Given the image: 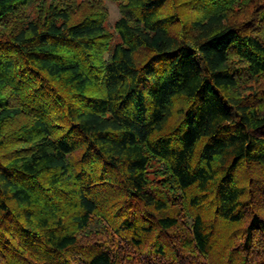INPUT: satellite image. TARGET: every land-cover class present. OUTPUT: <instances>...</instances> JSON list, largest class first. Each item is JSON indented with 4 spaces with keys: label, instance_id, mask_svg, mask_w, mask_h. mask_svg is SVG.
<instances>
[{
    "label": "trees",
    "instance_id": "trees-1",
    "mask_svg": "<svg viewBox=\"0 0 264 264\" xmlns=\"http://www.w3.org/2000/svg\"><path fill=\"white\" fill-rule=\"evenodd\" d=\"M0 0V264H264V0Z\"/></svg>",
    "mask_w": 264,
    "mask_h": 264
},
{
    "label": "rangeland",
    "instance_id": "rangeland-1",
    "mask_svg": "<svg viewBox=\"0 0 264 264\" xmlns=\"http://www.w3.org/2000/svg\"><path fill=\"white\" fill-rule=\"evenodd\" d=\"M90 1L95 0H78V2H82V8L86 7ZM97 2L100 1L104 6L107 12V27L110 29H114V25L116 21L121 17L120 8L117 2L113 0H96Z\"/></svg>",
    "mask_w": 264,
    "mask_h": 264
}]
</instances>
